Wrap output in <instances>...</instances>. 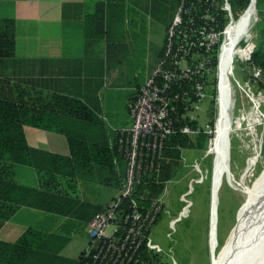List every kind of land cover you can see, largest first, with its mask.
I'll use <instances>...</instances> for the list:
<instances>
[{
	"label": "crops",
	"instance_id": "obj_1",
	"mask_svg": "<svg viewBox=\"0 0 264 264\" xmlns=\"http://www.w3.org/2000/svg\"><path fill=\"white\" fill-rule=\"evenodd\" d=\"M135 5L136 2L132 4L131 0H0V16L12 18L16 22V69H30L32 79L39 82L44 79L43 83L48 84L50 89L70 95L79 94V97L87 101L98 102L93 104V108L108 127L106 130L110 144L114 141L116 131L131 127L129 103L138 87L156 69L171 23L170 19L162 22L161 27L151 36L158 42V46L160 42V46L155 66L146 73V79H125L119 65L128 63L130 58L124 53L129 48H138L136 38L146 35V25L140 14L134 19V14L130 13V7ZM132 36L136 38L133 40ZM157 36H161L160 39ZM142 43L145 45L146 39ZM124 74L126 76L127 72ZM130 74L131 77L141 75L137 68ZM247 80L249 82V76ZM256 89L261 90L259 86ZM241 103L243 108L251 104L244 100ZM243 120L238 122V128ZM251 126L252 129L256 128ZM25 134L29 146L34 149L64 157L71 156L64 135L32 127H25ZM252 159L256 163L259 158ZM229 161L231 166V148ZM166 162L164 159L162 171ZM197 165L200 166L198 162L195 163ZM119 167L118 163V173ZM94 168V175L78 174L74 177L75 185L71 188V195L77 204L72 215L60 216L24 207L10 221H0V241L14 243L29 228L57 233L67 239L59 255L69 260H79L90 247V238L85 232L87 223L97 211L117 198L121 191L117 183L106 185L101 182L103 171L97 166ZM235 169L240 171L237 166ZM16 177L21 185L39 187V176L34 168L18 166ZM171 180L164 183V190L159 197L165 199L168 196L167 187ZM183 197L185 195L181 198L187 202ZM182 200L179 199V202ZM166 201L165 212L170 215ZM189 202L190 207L186 206L189 208L188 216L193 204ZM186 207L180 209L179 214ZM169 226L173 231L176 230L177 225L172 227L171 221ZM206 228L210 236V218ZM168 236L171 237V233ZM191 244L194 246V242ZM170 248L167 252L162 248L161 264H170ZM187 261L184 264H188ZM174 263L177 264L175 260Z\"/></svg>",
	"mask_w": 264,
	"mask_h": 264
},
{
	"label": "trees",
	"instance_id": "obj_2",
	"mask_svg": "<svg viewBox=\"0 0 264 264\" xmlns=\"http://www.w3.org/2000/svg\"><path fill=\"white\" fill-rule=\"evenodd\" d=\"M181 1L177 2L175 12ZM249 4L250 0H239L242 10L247 9ZM257 6L262 25L256 34L258 43L251 63L264 72V0H257ZM171 19L172 23L174 16ZM163 55L164 48L159 61ZM16 58V22L0 16V221H10L24 207L60 216L72 215L77 204L71 195L74 177L78 174L94 175V166L103 171L101 182L106 185L117 183L122 189L126 164L119 151V131L115 132L114 141L110 144L108 127L93 108V104L99 103L87 101L79 94L70 95L50 89L48 84L43 83L44 79H41L42 82L32 79L30 69H16ZM260 88L264 90V85ZM178 107L179 113H182L181 105ZM181 125L177 122L175 134L166 140L164 156L165 162H168L164 164L163 171L158 176H146L136 188L133 198L143 202L145 207L149 206V199L161 194L164 183L176 174L169 171L181 159V152L202 148L205 144L207 135L200 134L195 139L197 142L192 141L180 132ZM25 127L64 135L71 156L64 157L30 147ZM118 163L119 173L116 169ZM18 166L34 168L39 176V187L18 183ZM140 195H145L146 201H141ZM129 201H123L125 210ZM105 209L97 211L94 216ZM66 242L67 239L57 233L29 228L14 243L0 241V264H82L85 254L77 261L59 255ZM140 252L138 264H161V256L147 247H142Z\"/></svg>",
	"mask_w": 264,
	"mask_h": 264
},
{
	"label": "built area",
	"instance_id": "obj_3",
	"mask_svg": "<svg viewBox=\"0 0 264 264\" xmlns=\"http://www.w3.org/2000/svg\"><path fill=\"white\" fill-rule=\"evenodd\" d=\"M243 11L239 0L181 1L166 33L162 59L129 103L132 125L118 130L119 151L126 164L124 185L118 197L87 223L85 232L90 238V247L82 264H138L140 249L144 246L155 254L163 253L150 238L165 212L163 197L149 199V206L145 207L133 195L146 176L160 174L166 140L175 134L177 122L182 123L180 132L193 141L200 134H208L199 124V117L203 103L212 97L210 89L215 79L211 77L218 76L220 55L227 41L226 30ZM252 45L251 53L242 59L250 89L252 85H264L263 70L251 63L255 44ZM246 96L252 104L249 124L255 126L264 117L261 112L264 90L258 94L249 91ZM179 104L182 113H179ZM244 115L241 118L245 120ZM125 199H130L127 210L123 207ZM139 199L146 201L147 197L140 195ZM187 207H190L189 201ZM187 207L171 221L172 227L188 216Z\"/></svg>",
	"mask_w": 264,
	"mask_h": 264
},
{
	"label": "rangeland",
	"instance_id": "obj_4",
	"mask_svg": "<svg viewBox=\"0 0 264 264\" xmlns=\"http://www.w3.org/2000/svg\"><path fill=\"white\" fill-rule=\"evenodd\" d=\"M134 2H136V5L130 7V13L131 15L134 14V19L140 14L142 22L146 25V35L143 38L132 36L133 40L136 38L138 48H127L128 50L124 54L130 59L128 63L120 64L119 70L123 72L125 79L131 80L132 78H139L138 80L143 81L146 79V73L155 66L159 52L160 42L158 46V42H155L154 37L151 36L161 27L162 22H167L173 17L175 13L174 8L177 6L176 4L179 0H141L140 2L131 0L132 4ZM257 11L261 19L258 6ZM261 25V22L258 20L251 29L248 38L240 43V47L246 49L250 44L254 43V49L256 48V44L258 43L256 34ZM160 37L157 36L158 39ZM145 39L146 44L143 45L142 41ZM239 59L237 56L232 59V70L230 74L232 90L236 91L234 93L235 100L237 101H235L236 103L234 102V126L230 138L231 176L235 180V184H240L247 188H254L264 173V121L262 120L264 117L260 119V123L255 125L256 128L252 129V126L249 124V111L252 104L248 103L250 100L246 95L249 91L258 94V90L254 85H252V89L249 88L247 80L248 73L245 69L246 63L242 59ZM136 68L143 75L142 78L141 75L131 77L130 72H133ZM125 72H127L126 76L124 74ZM211 78L213 80L215 79L210 89L212 97L203 103V112H201L199 117V124L208 133L205 134L207 135L204 144L205 147L183 150L181 159L170 169L169 173L171 172L173 174L176 172L174 177L171 178L172 180L168 182L167 188L169 194L164 199V202L167 200L166 209L170 211V215L164 212L150 234L152 241L160 244L165 252L171 247V257L168 258L170 264H175L174 260L177 264H184L186 260H188V264H213L212 249L209 244L210 236L206 227L208 218H210L212 204L214 153L211 149L210 142L212 141L210 140L214 139L217 124L219 79L217 74ZM243 100L248 103L244 108L242 107L243 103H241ZM261 112L264 114V104L261 107ZM242 115L246 119H242V128H238V122L241 120ZM241 149L244 153H242ZM255 157L259 159L256 163L254 160L250 170L245 172L247 166L250 164L249 162ZM196 162L200 164L199 168L195 167ZM236 166L238 169L240 168V171L235 169ZM233 186L225 180L219 194L218 247L215 251L217 259L222 254L224 247H226L229 237L243 220L246 213L245 195ZM184 195L185 197L183 198L185 200L193 202L190 214L188 217L177 222L176 230L173 231V228L169 226L170 221L180 215V209L182 210L183 207L187 206V202H184L181 198ZM179 199L182 202H179ZM168 233H171V237L168 236ZM191 242H194V246H192Z\"/></svg>",
	"mask_w": 264,
	"mask_h": 264
},
{
	"label": "bare ground",
	"instance_id": "obj_5",
	"mask_svg": "<svg viewBox=\"0 0 264 264\" xmlns=\"http://www.w3.org/2000/svg\"><path fill=\"white\" fill-rule=\"evenodd\" d=\"M256 1L250 0V5L242 16L228 27L226 30L227 41L220 55L218 116L214 139L211 143V149L214 153V177L210 213V246L213 264H264V173L254 188L235 184V180L231 176L229 161L230 138L233 132L234 110L237 102L234 94L236 91L232 90L230 80L231 63L236 56L240 59H245L252 51V44L244 49L240 47V43L248 38L251 29L258 20L260 21ZM261 100L263 99H258V102L261 103ZM253 162L254 159L249 162L250 164L245 172L250 170ZM242 176L244 179V174ZM225 180L245 195L246 213L243 220L229 237L226 247H224L222 254L217 259L215 251L218 247V199Z\"/></svg>",
	"mask_w": 264,
	"mask_h": 264
},
{
	"label": "water",
	"instance_id": "obj_6",
	"mask_svg": "<svg viewBox=\"0 0 264 264\" xmlns=\"http://www.w3.org/2000/svg\"><path fill=\"white\" fill-rule=\"evenodd\" d=\"M257 2V1H256ZM229 154H230V152H229ZM229 160H230V155H229ZM219 200V199H218ZM215 228H216V226H215ZM217 233V232H216ZM213 259V258H212Z\"/></svg>",
	"mask_w": 264,
	"mask_h": 264
}]
</instances>
